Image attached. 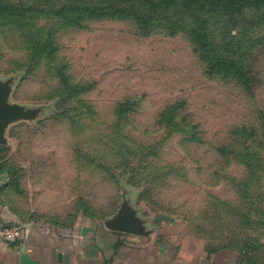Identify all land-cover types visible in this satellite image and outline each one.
Masks as SVG:
<instances>
[{
	"label": "rangeland",
	"instance_id": "1",
	"mask_svg": "<svg viewBox=\"0 0 264 264\" xmlns=\"http://www.w3.org/2000/svg\"><path fill=\"white\" fill-rule=\"evenodd\" d=\"M11 1L36 8L18 20L0 19V80L11 87L9 103L36 118L8 127L9 159L30 169L23 181L48 185L34 188L37 202L54 199L23 210L50 211L69 224L104 221L128 186L141 214L194 216L205 232L236 234L239 244L254 235L256 246L261 242L255 257L264 261V8H246L231 31L226 16L211 17V54L248 66L254 83L247 87L207 69L186 10L172 21L147 14L146 29L130 8H87L79 23L75 17L85 8H61L70 4L65 0ZM243 151L256 156V167L242 160ZM135 168L142 190L154 171L161 178L151 200L139 204L130 182ZM253 178L248 194L242 183ZM232 208L241 215L255 210V221L244 222ZM190 227L195 231L197 223ZM229 250L238 264L240 252Z\"/></svg>",
	"mask_w": 264,
	"mask_h": 264
},
{
	"label": "crops",
	"instance_id": "2",
	"mask_svg": "<svg viewBox=\"0 0 264 264\" xmlns=\"http://www.w3.org/2000/svg\"><path fill=\"white\" fill-rule=\"evenodd\" d=\"M8 158L9 150L0 152V161ZM19 167L30 173L27 165ZM8 182L9 174L0 162V224H25L30 233L18 243L0 240V264H237L230 258L231 250L211 251L207 247L204 237L190 227L191 220L197 219L194 216L182 219L163 212L141 214L128 195V186L127 196L152 230L147 235L109 229L97 219L79 218L69 224L50 216V211L37 214V209L30 207L24 211V206L54 204V199L42 197L37 202L34 197V188L46 189L48 185L26 176L16 191L6 186ZM133 187L139 189L133 191L137 204L147 201L140 199L142 189Z\"/></svg>",
	"mask_w": 264,
	"mask_h": 264
},
{
	"label": "trees",
	"instance_id": "3",
	"mask_svg": "<svg viewBox=\"0 0 264 264\" xmlns=\"http://www.w3.org/2000/svg\"><path fill=\"white\" fill-rule=\"evenodd\" d=\"M65 1L69 2L70 4L63 5V7L61 8H85V10H83L82 12V16L81 11H78L80 14L75 17V20L79 21L76 22L80 23V21L84 17V14L87 13V8H112L113 13H115L114 11L122 12L130 8V12H137L133 15V18L136 19L141 27H144L146 29H150L152 27L150 19H147V14L158 13L163 15L165 19H169L172 21L174 19V16L182 13L183 10H186L190 12L195 18L193 28L190 30V32L193 35V42L195 43L196 50L201 52L202 57H204L205 61L207 62V69L211 73L233 76L234 78L239 80L241 84H244L247 87L252 86L254 83V76L252 75L248 66L238 63L234 58L223 57L221 56V54H211L214 48L211 47V40L209 37L211 27L216 23V20L214 24L212 23L211 17L213 16L215 18H222L223 16H226L227 27L229 28L230 25L231 31L233 27H236L243 20L242 18H240V15L246 8H264V0H111L110 3L106 5H89L82 0ZM52 2L53 0H45L46 5ZM30 8H36V6L32 3H16L12 2L11 0H0V19H6L5 21L18 20L22 18L26 10ZM122 104L128 105V102H124ZM7 151V146L0 145L1 153H6ZM239 155L242 160L250 167H256V156L254 154L249 151H243L240 152ZM252 160L253 163L251 162ZM0 162L1 164H3V167L7 169V172L9 174V182L6 186H8L11 190L15 189L16 191H19L23 178V170L19 167V165L15 163L11 164L9 158L7 160H1ZM133 172L134 174L131 177L130 182L135 184L136 186L142 185V180L139 176L137 177L139 168H135ZM251 172L253 173V175H255L256 173L253 170H251ZM162 174H164L163 171H161V175ZM160 180V171H154L151 181H148L147 184H144V188L140 194V199L147 201L151 200L153 196L151 194L153 184H156ZM242 184L245 187V190L247 192L249 191L248 194H251V190L253 189V186L255 184V179H250L246 182H243ZM246 191L244 192L246 193ZM258 200L259 196H257V201L253 197L249 198V201H251V205L256 204ZM219 202L225 206L229 205V203L222 200ZM232 210L233 212L235 211L237 216L241 217L244 222L252 223V221H255V210H249V214H247V211L242 212V215L239 208H232ZM251 214H253V216H251ZM256 214L260 215V212ZM210 217H214L213 214ZM199 219L200 218L191 220L192 225L197 223V229H195V231L198 234L204 237L207 233L210 238L218 237V241L216 242H213L212 240H209L207 242V247L211 251H217L223 248H235L240 252L238 264H264V261H262L261 258L255 257V249H258L261 246V242L257 241L258 245L256 246V243L254 242L256 238L254 237V235H249L248 239H246L243 244H239L238 240L236 239V234H228L223 236L221 232H218V230H210L205 232V230H203V224L200 227L197 222ZM261 220L262 218H259V222H261ZM226 237H228V239Z\"/></svg>",
	"mask_w": 264,
	"mask_h": 264
},
{
	"label": "water",
	"instance_id": "4",
	"mask_svg": "<svg viewBox=\"0 0 264 264\" xmlns=\"http://www.w3.org/2000/svg\"><path fill=\"white\" fill-rule=\"evenodd\" d=\"M11 87L7 82L0 80V144H7V129L13 121L33 120L36 112L25 110L19 104H10L9 96ZM105 225L109 229L136 233L149 234L150 230L146 220L138 214V210L131 203L126 190L123 191V201L118 211L111 217L104 219Z\"/></svg>",
	"mask_w": 264,
	"mask_h": 264
},
{
	"label": "built area",
	"instance_id": "5",
	"mask_svg": "<svg viewBox=\"0 0 264 264\" xmlns=\"http://www.w3.org/2000/svg\"><path fill=\"white\" fill-rule=\"evenodd\" d=\"M30 229L25 224H0V240L9 243H18L24 240Z\"/></svg>",
	"mask_w": 264,
	"mask_h": 264
}]
</instances>
